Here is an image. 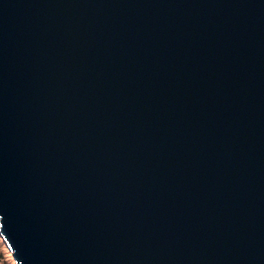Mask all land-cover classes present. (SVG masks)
I'll return each mask as SVG.
<instances>
[{
	"label": "water",
	"instance_id": "95a60500",
	"mask_svg": "<svg viewBox=\"0 0 264 264\" xmlns=\"http://www.w3.org/2000/svg\"><path fill=\"white\" fill-rule=\"evenodd\" d=\"M0 236L264 264V0H0Z\"/></svg>",
	"mask_w": 264,
	"mask_h": 264
},
{
	"label": "rangeland",
	"instance_id": "374dc122",
	"mask_svg": "<svg viewBox=\"0 0 264 264\" xmlns=\"http://www.w3.org/2000/svg\"><path fill=\"white\" fill-rule=\"evenodd\" d=\"M0 264H16L12 253L9 251L2 237L0 236Z\"/></svg>",
	"mask_w": 264,
	"mask_h": 264
}]
</instances>
